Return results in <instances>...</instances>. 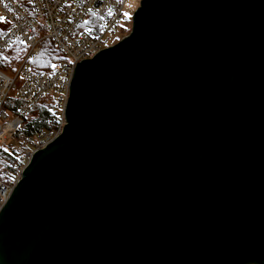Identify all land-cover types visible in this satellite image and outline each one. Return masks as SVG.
Masks as SVG:
<instances>
[{
    "label": "water",
    "instance_id": "obj_1",
    "mask_svg": "<svg viewBox=\"0 0 264 264\" xmlns=\"http://www.w3.org/2000/svg\"><path fill=\"white\" fill-rule=\"evenodd\" d=\"M63 120L0 209V264H264V0H140Z\"/></svg>",
    "mask_w": 264,
    "mask_h": 264
},
{
    "label": "built area",
    "instance_id": "obj_2",
    "mask_svg": "<svg viewBox=\"0 0 264 264\" xmlns=\"http://www.w3.org/2000/svg\"><path fill=\"white\" fill-rule=\"evenodd\" d=\"M126 0H0V55L14 43L24 54L10 74L0 71V149L15 156L17 173L9 182L0 170V209L8 199L33 152L55 139L64 125L63 109L76 62L93 58L109 48L116 34ZM50 41L61 59L45 72L33 71L30 62L40 43ZM46 97L56 111L54 128L34 139L21 140L19 147L6 143L19 133L22 118ZM10 98L16 105L10 103ZM14 101V102H15Z\"/></svg>",
    "mask_w": 264,
    "mask_h": 264
},
{
    "label": "trees",
    "instance_id": "obj_3",
    "mask_svg": "<svg viewBox=\"0 0 264 264\" xmlns=\"http://www.w3.org/2000/svg\"><path fill=\"white\" fill-rule=\"evenodd\" d=\"M20 2L25 0H18ZM4 30V27L0 26V32ZM129 31V30H128ZM123 33L120 37L127 35ZM12 51L15 54H24L23 47L14 43L11 45L2 55H0V71L7 73L6 62L3 57L6 52ZM8 56V55H6ZM10 56V55H9ZM61 57L58 51L55 49L53 44L44 40L40 43L39 52L36 57L30 62L29 68L37 72H45L48 69V65L52 62L60 60ZM10 98V103L13 106L16 105V101ZM56 118V111L53 108V103L50 97H46L39 104H37L33 109H31L28 114H26L21 121L19 133H22L24 137L33 139L40 133H46L54 128V119ZM0 170H5L8 174V181L12 182L15 174L17 173V161L15 156L6 152V150L0 149Z\"/></svg>",
    "mask_w": 264,
    "mask_h": 264
},
{
    "label": "rangeland",
    "instance_id": "obj_4",
    "mask_svg": "<svg viewBox=\"0 0 264 264\" xmlns=\"http://www.w3.org/2000/svg\"><path fill=\"white\" fill-rule=\"evenodd\" d=\"M140 0H126L124 7H123V11H122V18L119 22V26L117 28L116 34L114 35V37H112V43H116L121 37V35L125 32H127L130 29V18L132 13L134 12V10L136 9V7L138 6V2ZM129 32V31H128ZM8 55V56H6ZM10 55V56H9ZM23 56V54H22ZM4 58L5 60V64L7 67L6 70V74H10L13 71H15L18 68V65L20 63L21 60V54H15L13 53L11 50L6 52ZM27 139V137H24V135L22 133H18L17 135H15L14 137H12L7 143H6V147H12V148H17L19 147L21 140L22 139ZM33 139V137H32ZM5 149V148H4Z\"/></svg>",
    "mask_w": 264,
    "mask_h": 264
}]
</instances>
